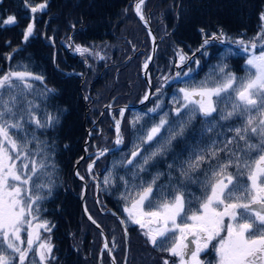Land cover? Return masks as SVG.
Returning a JSON list of instances; mask_svg holds the SVG:
<instances>
[{"label":"trees","instance_id":"obj_1","mask_svg":"<svg viewBox=\"0 0 264 264\" xmlns=\"http://www.w3.org/2000/svg\"><path fill=\"white\" fill-rule=\"evenodd\" d=\"M134 1L48 0L46 9L33 14L24 0H0V20L9 15H14L17 20L14 25H0V75L28 71L42 76V80L28 79L30 88L16 81L19 88L13 91H23L26 101L20 111L23 113L29 107L27 101H30L32 114L42 122L49 115L57 117L49 127L38 128L30 122L24 123L18 135L16 130H11L13 139L23 138L25 134L29 140L33 135L37 138L29 148L34 154L42 149L47 170L41 175L40 182L50 186V194L45 188L44 199L38 202L37 219L29 217V220L36 229L38 224L48 223L50 231L39 228V236L41 241L51 244L52 251L41 263L34 241V251L29 253L25 264H110L103 251L101 234L82 214V184L74 178L73 166L83 155L88 130L92 134L85 150L89 157L78 167L81 177L88 180L85 164L96 158L98 151L114 146L118 111L106 110L100 117L104 105L136 104L145 95L146 85L140 77V69L149 56L150 40L133 13ZM43 2L30 0L31 5ZM261 13H264V0H147L144 3V17L160 39L149 70L152 97L142 108L125 114L121 126V149L99 159L91 170V176L98 179V199L95 201L96 186L92 182L85 199L88 213L108 237L116 264H123L125 241L115 215L125 221L129 233L126 264H164L161 257L171 243L169 241L162 247L150 245L137 233V227L128 222L124 211L126 201L122 196L131 191L130 185L139 183L140 178L150 180L157 172L164 174L158 182L160 184H168L169 172L174 183L183 180L182 168L194 162L197 154L212 150L213 144L216 148L223 147L234 136L230 129L239 127L242 122L235 118L224 121L214 113L216 126L212 131H206L209 125L198 116L183 136L172 141L164 155L156 157L147 171L134 179L137 169L127 160L140 144L137 138L140 130L146 131L159 123L165 113L170 121L174 119L176 105L173 96L179 95L178 89L205 81L222 62L226 61L228 68L238 77L249 75L248 54L231 42L240 39L247 42L256 37L264 24ZM32 22L34 32L25 41L24 31ZM221 32L224 34L221 40L211 39L214 34L220 36ZM205 39L210 43L205 45ZM260 45L256 52L260 51ZM77 46L88 51L76 56ZM229 48L235 54L225 57ZM180 55L188 59L178 67ZM178 72L180 78H176ZM185 72L189 73L188 76L183 75ZM153 108L157 110L150 111ZM138 117L139 122L133 127L131 122ZM161 131L167 135L163 129ZM156 147L154 142L143 144L139 152L146 154ZM228 147L234 148V145ZM33 159L40 160L41 157L33 155ZM225 159L226 151L209 158L191 172L193 179L203 181L210 166L214 167L217 160ZM109 174L112 179L106 184L105 177ZM124 181H128V188ZM186 191L200 196L202 188L199 183H187ZM196 207L198 204L194 201L193 210ZM25 227L28 229L27 225ZM21 234L26 240V231ZM0 252L16 259L19 264L18 254L7 248L6 241L0 243ZM167 260L169 264L174 263L171 257Z\"/></svg>","mask_w":264,"mask_h":264},{"label":"snow or ice","instance_id":"obj_2","mask_svg":"<svg viewBox=\"0 0 264 264\" xmlns=\"http://www.w3.org/2000/svg\"><path fill=\"white\" fill-rule=\"evenodd\" d=\"M24 2L33 14L48 6V0L36 5H31L30 0ZM144 3L145 0H136L135 11L141 20H145ZM260 19L264 21V13H261ZM16 23L14 15L0 20V25L4 26ZM34 27V22L26 26L23 34L25 41L33 34ZM223 35V32L220 36L214 34L211 39L221 40ZM258 41L264 42V24L261 25L260 33L252 40L231 42L237 44L244 53H249L246 57L249 75L238 77L231 72L225 61L217 65L216 70L205 81L179 88V95L173 96L175 118L170 121L165 113L159 123L146 131L141 129L137 137L140 144L127 160L129 165L137 169L133 174L136 179L140 173L147 171L156 157L168 151L172 141L184 135L198 116L209 125L206 131H212L216 126L214 113L224 121L235 118L242 122L239 127L230 129L234 136L223 147L216 148L213 144L212 150L197 154L194 162H189L187 168H182L180 175L183 180L174 183L169 172L168 184H160L158 182L164 174L157 172L150 180L140 178L139 183H132L131 191H126L122 196L126 201L124 211L128 221L146 229L143 234L153 246L162 247L170 241L166 251L171 256L179 257V264H203L200 254L214 240L217 241L213 245L218 258L217 264H264V43L260 45L257 54L255 50ZM208 43L210 40L205 39L204 44ZM76 51L84 53L88 49L77 46ZM234 54L229 48L225 57ZM179 58L181 64L188 59L185 55H180ZM150 60L151 57L145 61V70ZM188 74L185 72L183 75ZM180 76L178 72L176 78ZM28 79L42 80L43 77L28 71H10L0 75V243L6 241L7 248L18 254L19 264H25L29 253L34 251V239H41L37 230L27 231L25 226L32 227L29 217L37 219L38 202L44 199L42 193L45 188L50 194V186L49 183L40 182L41 175L47 170L42 149L34 154L29 148L37 138L33 135L29 140L25 134L23 138L13 139L11 130H16L18 135L23 130L24 123L34 122L38 128H44L57 120V117L51 115L44 122L37 119L32 114L30 101H27L29 107L21 113V106L26 102L24 93L13 90L19 88L16 81L22 82L25 88H30ZM144 99H148V96L145 95ZM157 108L150 111L155 112ZM120 115L123 117V109L120 110ZM139 119L138 117L131 122L133 127ZM120 125L121 120L116 119V144L122 143ZM162 129L167 135L162 134ZM152 142L157 145L154 151L146 154L139 152L141 145ZM229 145H234V148H229ZM37 147L39 149L40 145L37 144ZM224 151L227 152V159L217 160L214 167L210 166L203 181L193 179L192 171ZM100 154L103 155V152ZM33 155H38L41 159H33ZM92 167V164L88 166L89 171ZM169 168L172 166L169 165ZM111 179L109 174L105 177V183H110ZM120 179L123 180L122 177ZM124 183L128 188V181ZM187 183H199L201 195L187 192ZM194 201L198 204L195 210ZM226 217L229 221L227 224ZM93 223L96 222L93 220ZM121 223L125 221L121 220ZM37 228L50 231L46 221L38 224ZM25 231L26 240L21 237V233ZM189 236L192 237L190 241ZM25 243L26 248L21 246ZM38 247L39 259L43 262L51 253L52 246L48 242H41ZM104 249H108L107 242ZM0 264H16V259L0 252ZM164 264H169V261L165 259Z\"/></svg>","mask_w":264,"mask_h":264},{"label":"water","instance_id":"obj_3","mask_svg":"<svg viewBox=\"0 0 264 264\" xmlns=\"http://www.w3.org/2000/svg\"><path fill=\"white\" fill-rule=\"evenodd\" d=\"M146 1L147 0H145V2ZM135 5H136V1H134V4H133V13H134L136 19L138 20V22L140 23V25L144 28V30L147 33V36L149 37V40H150V54H149V57H151V60L148 63L147 70H145L143 68L144 64L141 66V70H140V77H141V79L144 81V83L146 85V93H145V95L148 96V99L145 100L144 99L145 95H144V97L140 101H138L136 104H124V105H121V106L117 107L116 109L119 111L118 119L121 120V125H122V122H123V118L125 117V114L128 111H135V110H138V109L142 108L151 99L152 84H151V81H150V78H149V70H150V66L152 65V63H153V61L155 59L156 53L158 51L159 42H160V39H158L156 37V35H155V33H154V31H153V29L151 27V23L146 18H145V20H141L140 19L139 15L135 11ZM153 50H155V51H153ZM105 109H109L110 111L112 110L110 104H107L106 106H104L103 110H105ZM121 109L124 110L123 117H121V115H120V110ZM121 125H120V127H121ZM92 127H94V125ZM114 133H115L114 134V140H113V145L114 146L112 148H110V149L102 151L103 155L100 154L97 158H95L90 163V164L93 165V167L95 166L96 162L99 159H101L102 157H104V156H106V155H108L110 153H114L116 151H119L121 149V143L120 144H116L115 143L116 138H117L116 128H114ZM90 139H91V132H90V130H88L87 131V138H86V140L83 143V155L74 163V166H73V176L83 186L82 193H81V196H80L82 214H83L84 218L101 234V237H102V240H103V250L105 251V253L109 257L110 264H113V258L114 257H113L112 252L108 250V249H110V243H109V240H108V237H107L106 233L104 232L102 227L97 222L93 223V218L92 217H91V219H89L90 214L88 213V211L85 210V209H87L86 208L85 199H86V194H87V188H88V185H89L90 182H93L95 184V186H96L95 201H97V199H98V195H99L98 180L97 179H89V181H86L85 178L81 179V177L78 174L79 165L81 164V162H83L85 159L88 158V155L85 152V148H86L87 143L90 141ZM88 166H87V174H88V176L90 178V175H89L90 171L88 169ZM115 216L120 222L121 230H122L124 241H125V256H124L123 264H126L127 263V257H128V234L129 233L127 231V228H126L125 224L121 223V218L119 216H117V215H115ZM105 242H107V244H108V249H104ZM115 264H116V260H115Z\"/></svg>","mask_w":264,"mask_h":264},{"label":"rangeland","instance_id":"obj_4","mask_svg":"<svg viewBox=\"0 0 264 264\" xmlns=\"http://www.w3.org/2000/svg\"><path fill=\"white\" fill-rule=\"evenodd\" d=\"M257 45H260L258 42H257ZM242 50V49H241ZM248 55H249V53H247ZM257 54H258V52H257ZM185 62V61H184ZM184 64V63H183ZM180 65H182L181 63H179V66L178 67H181ZM150 77V76H149ZM151 81V80H150ZM152 83V82H151ZM107 105V104H106ZM106 105H104V106H106ZM103 106V107H104ZM113 107V106H112ZM108 111V112H111L109 109H105V110H103L102 109V114L105 112V111ZM91 162V161H90ZM89 162V163H90ZM88 163V162H87ZM85 164V165H88V164ZM97 163V162H96ZM78 174H79V172H78ZM79 176H81L80 174H79ZM93 177V176H92ZM86 181H88V180H86ZM126 215H127V213H126ZM127 219H128V217H127ZM130 224H132V225H134L135 227H137V233L138 234H141V236L142 237H144L146 240H147V242H149V240H148V238L143 234L144 233V231H146V229H141L140 227H139V225H136V224H134V223H131L130 221H128ZM229 221H228V218L226 217L225 218V224H227ZM28 231H34V230H37L38 231V233H39V228H35V225H34V223H32V227L31 228H28L27 229ZM26 234H27V231H26ZM225 233H222V235H224ZM22 235V234H21ZM22 237V236H21ZM192 239V237L191 236H189L188 237V240L190 241ZM34 241H35V246H37L36 247V250H37V254H38V258H39V253H40V249H39V247H38V245H39V243H41V242H44V241H41V239L40 240H35L34 239ZM7 243V242H6ZM18 243V242H17ZM212 243H214V245L217 243V241H213ZM149 244L150 245H152L150 242H149ZM22 246V245H21ZM190 247H194V245H190ZM25 248H26V243H25ZM216 252V251H215ZM167 255H166V254ZM170 257H172L168 252H164L163 253V257H161L162 258V261L164 262V260L165 259H168V258H170ZM178 259H179V257H177ZM200 258V257H199ZM40 260V259H39ZM47 260V257H46V259L43 261V262H41V263H44L45 261ZM177 260V259H176ZM25 261H26V259H25ZM217 261H218V258H217V255H216V257H214V260H213V263L212 264H217ZM177 264H179V261L177 260Z\"/></svg>","mask_w":264,"mask_h":264},{"label":"flooded vegetation","instance_id":"obj_5","mask_svg":"<svg viewBox=\"0 0 264 264\" xmlns=\"http://www.w3.org/2000/svg\"><path fill=\"white\" fill-rule=\"evenodd\" d=\"M74 53L76 54V56H79V54H80V52H77L76 50ZM114 108L115 107L111 106V109H112L111 111H113ZM213 245H214V243H211L209 245V248L200 254V260L203 262V264H212L213 263L214 257H216V252H215V248L213 247ZM176 259L179 261V259L177 257H175V256L171 257V261H173L174 263L177 264ZM174 263H172V264H174Z\"/></svg>","mask_w":264,"mask_h":264}]
</instances>
